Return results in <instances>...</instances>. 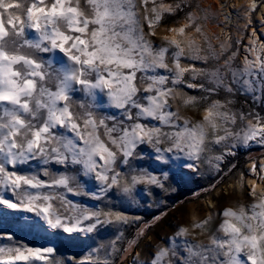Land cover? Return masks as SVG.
<instances>
[{
  "label": "snow or ice",
  "instance_id": "6c2138e0",
  "mask_svg": "<svg viewBox=\"0 0 264 264\" xmlns=\"http://www.w3.org/2000/svg\"><path fill=\"white\" fill-rule=\"evenodd\" d=\"M256 8L253 2L247 11ZM180 12L185 22L155 44L150 37L165 14ZM207 13L192 0H0V241H8L0 243V264H64L51 237L70 243L107 226H116L117 236L94 247L95 264L130 254L148 225L126 248L118 242L122 228L140 217L84 207L69 196L103 200L115 191L132 199L139 186L164 188L170 168L157 175L134 163L143 159L142 145L159 164L179 162L180 169L199 172L207 161L223 179L224 154L214 155L215 146L234 154L251 141L264 144V117L236 131L238 119L248 117L233 111L230 99L233 85L264 93V41L257 48L252 40L244 67L235 66L237 52L226 54L230 46L223 42L217 51L204 34ZM176 92L183 99L173 111ZM221 92L223 98H214ZM34 161L40 171H26ZM88 181L98 191L86 190ZM249 195V205L210 211L178 227L156 245L150 264H264V195L255 198L254 188ZM197 231L208 233L207 244L187 238ZM41 233L46 243H29L28 236ZM133 264L142 262L134 257Z\"/></svg>",
  "mask_w": 264,
  "mask_h": 264
},
{
  "label": "rangeland",
  "instance_id": "374dc122",
  "mask_svg": "<svg viewBox=\"0 0 264 264\" xmlns=\"http://www.w3.org/2000/svg\"><path fill=\"white\" fill-rule=\"evenodd\" d=\"M257 8L250 14L246 10L245 4H241L234 13L229 7L231 14L236 15L235 23L228 25V22L222 21L224 17L222 10L219 8L222 0H192L194 5H199L201 8L207 9V19H201L204 34L208 37L211 45L219 51L221 42L229 45L228 53L237 52L234 59V65L240 68L244 67V57L248 55L247 48L252 40H257L256 47L260 48L264 38L261 36L264 28V0H255ZM160 0H157L159 3ZM164 3H174L175 0H163ZM223 2L232 5L233 0H223ZM188 11V9H185ZM140 14L143 15V9H140ZM249 14L247 19L245 17ZM203 17V13L200 14ZM184 21V12H180L175 16L165 14V19L156 27V36L150 37L155 44L160 45L165 43L164 37L170 36L169 29L178 27ZM259 29V30H258ZM261 29V30H260ZM147 30V29H145ZM207 47V44L204 45ZM256 53H252L250 59ZM139 76V74H138ZM176 87L182 89V92H188L193 95H198L192 89L184 88L183 85ZM235 93L230 95L232 100V109L238 115L245 114L248 119L237 121L235 130L240 131L249 125L256 124L254 119L257 115L264 117V93L258 89L255 94H245L239 86L233 85ZM182 92H176V100L172 101V109L176 111L178 105L182 103ZM143 95V93H141ZM225 94L220 93L219 97L223 98ZM116 115L117 119H122L119 112L115 109L109 110ZM181 114H186L183 107L179 108ZM198 116V113H187ZM251 114V115H249ZM264 122V121H262ZM111 123V122H109ZM146 123H156L155 121H146ZM103 132V129H101ZM214 155L224 154V159L220 162L223 171L220 179L215 173V170L209 166L207 161L200 164L199 172L191 171L187 168L180 169L179 162H173L168 166L157 163L151 157L154 155L153 150L148 145H142L138 148L143 159L134 163L139 168L154 170L155 174L162 175L161 169L168 171V179L164 181V188H156L154 186H139L137 193L132 199L124 198L119 193L113 191L103 200H96L88 195L69 196L78 205L88 208H112L117 211L127 214L129 217H140L138 220L131 221L127 226L122 228L123 237L118 242V247L123 249L128 246L129 240L137 239V231L144 225H148L146 235L138 238V243L130 250V254L125 255L122 252L113 254L112 261L114 264H133V258L136 257L139 261L148 262L150 264L152 254L157 244L161 241H166L168 237L177 230L180 226H188L194 220L203 219L208 216L209 212L216 213L224 207L235 206L238 204L249 205L253 203L254 197L249 195L252 190L247 179L254 180L258 185H261V190H255V198L264 195V146H252L251 142L247 146H240L234 149V154H227V149L222 146H215ZM262 162V163H261ZM199 163V162H198ZM234 166V167H233ZM255 166V171L253 167ZM26 171H40L39 166L34 161L30 166H24ZM53 170L58 169V165H50ZM253 178V179H252ZM219 180V183L217 181ZM215 184L213 189L210 185ZM263 187V188H262ZM143 188L144 191L139 189ZM86 190L90 192L98 191L97 185L88 181ZM164 213V215H161ZM156 217V219H153ZM219 217H214L213 229L218 225ZM3 231H8V226L5 225ZM46 233H41L40 236H28L29 243L42 244L46 240L42 239ZM117 236L116 226L101 227L98 232L86 235L84 233L77 234L76 239L70 243L64 240L63 236L51 237L52 244L56 246L58 252L56 258L63 260L64 264H95L96 255L94 247L104 243L108 244L110 240ZM188 239H194L195 242H209L208 233L201 234L199 231L191 233ZM0 243L7 244L5 239ZM39 264V262H38Z\"/></svg>",
  "mask_w": 264,
  "mask_h": 264
},
{
  "label": "bare ground",
  "instance_id": "6f19581e",
  "mask_svg": "<svg viewBox=\"0 0 264 264\" xmlns=\"http://www.w3.org/2000/svg\"><path fill=\"white\" fill-rule=\"evenodd\" d=\"M255 2L257 3L255 0H233L232 5H231V9L233 10V12L235 13L237 8L241 5V4H245L246 10H248L251 6V4ZM258 7V6H257ZM262 11H264V6L262 7ZM252 12V11H251ZM249 12V14L251 13ZM225 13L229 14V18L226 20L225 19ZM249 14H247V16L245 17V19H247V17L249 16ZM224 17L222 18V21L224 22H228V25H233L235 23V19H236V15L235 14H231L230 9L229 8H225L222 10V14ZM259 30V29H258ZM261 30V29H260ZM261 36L264 38V28L262 29V34ZM255 56L253 55L252 58H254ZM251 145L252 146H257V147H262L264 146V144H261L257 141H251ZM264 162V158L262 160ZM262 163V162H261ZM253 179V178H252ZM248 183L251 185V188L255 189V190H261V185H258L254 180H250L247 179ZM263 188V187H262Z\"/></svg>",
  "mask_w": 264,
  "mask_h": 264
}]
</instances>
